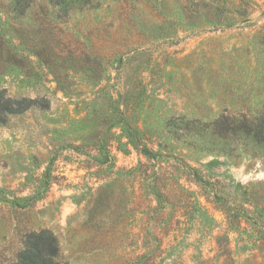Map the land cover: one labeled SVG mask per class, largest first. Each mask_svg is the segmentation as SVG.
I'll list each match as a JSON object with an SVG mask.
<instances>
[{
  "label": "rangeland",
  "instance_id": "1",
  "mask_svg": "<svg viewBox=\"0 0 264 264\" xmlns=\"http://www.w3.org/2000/svg\"><path fill=\"white\" fill-rule=\"evenodd\" d=\"M0 255L264 264V0L0 9Z\"/></svg>",
  "mask_w": 264,
  "mask_h": 264
},
{
  "label": "trees",
  "instance_id": "2",
  "mask_svg": "<svg viewBox=\"0 0 264 264\" xmlns=\"http://www.w3.org/2000/svg\"><path fill=\"white\" fill-rule=\"evenodd\" d=\"M93 4L94 0H0V9L16 19L34 13L67 18ZM36 104V99L11 97L6 89L0 88V122ZM23 242L16 259L6 263L0 255V264H68L61 259L57 237L48 229L27 232Z\"/></svg>",
  "mask_w": 264,
  "mask_h": 264
}]
</instances>
